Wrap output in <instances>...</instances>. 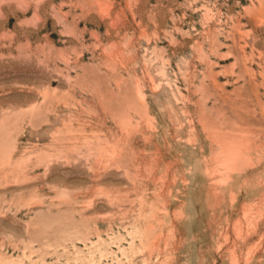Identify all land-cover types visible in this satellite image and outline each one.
<instances>
[{"label":"rangeland","instance_id":"obj_1","mask_svg":"<svg viewBox=\"0 0 264 264\" xmlns=\"http://www.w3.org/2000/svg\"><path fill=\"white\" fill-rule=\"evenodd\" d=\"M0 264H264V0H0Z\"/></svg>","mask_w":264,"mask_h":264}]
</instances>
